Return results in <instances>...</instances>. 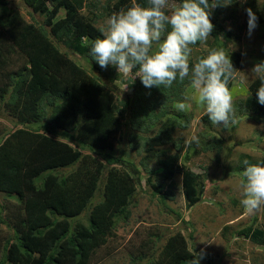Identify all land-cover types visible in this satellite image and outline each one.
<instances>
[{"label": "trees", "instance_id": "16d2710c", "mask_svg": "<svg viewBox=\"0 0 264 264\" xmlns=\"http://www.w3.org/2000/svg\"><path fill=\"white\" fill-rule=\"evenodd\" d=\"M22 1L31 12L30 21L20 9L10 7L11 0H0V194L13 198V202L0 203V264H98L101 250L112 252L110 243L117 240L120 221L130 219L129 207L137 189L132 176L146 165L145 161L135 163L131 150L138 145L149 149L171 142L175 128L188 126L172 118L165 122L169 116L160 109L163 103L183 100L191 84L186 78L170 88H146L136 76L137 67L133 77L124 81L128 90L121 92L115 81L125 78L117 74L116 66L101 68L92 58L93 42L103 38L99 23L126 10L133 0ZM173 1L177 6L182 2ZM135 2L149 6L148 0ZM219 2L225 5L210 10L214 25L210 37L191 45L190 65L207 56L195 54L204 43L229 53L236 69L244 53L230 42L240 36L225 33L224 22L242 20L238 30H248L249 8L257 17V41L264 45V0ZM173 10L165 9L166 14ZM250 76L249 100L242 104L264 120V105L257 96L261 81L255 74ZM203 120L211 122L209 116ZM235 121L228 127L217 126L224 132L234 130ZM154 127L158 129L154 138L144 136ZM61 136L75 137L78 147L58 140ZM201 136L208 138L207 134ZM225 145L224 140L210 148L199 149L195 144L193 155L186 153L183 160L189 163L202 157L219 161L212 157ZM181 155L160 163L162 182L153 184L154 195H159L162 203L174 200L164 189L179 172L185 200L193 208L203 201L209 168L196 173L181 166ZM249 163L264 162L250 159ZM232 202L242 206L234 197ZM230 229H224L225 240ZM237 235L264 245V231L254 225L235 232ZM153 243L152 239L143 242L140 249L144 256ZM187 243L178 232L164 243L157 259L151 257L146 262L143 257L137 264H185L195 258Z\"/></svg>", "mask_w": 264, "mask_h": 264}, {"label": "clouds", "instance_id": "9594fccd", "mask_svg": "<svg viewBox=\"0 0 264 264\" xmlns=\"http://www.w3.org/2000/svg\"><path fill=\"white\" fill-rule=\"evenodd\" d=\"M168 1L174 2L173 0H148L149 6L143 7L133 0L132 5L126 10L122 9L118 13H113L107 19L106 26L100 29L103 33V38L96 39L91 46L90 55L92 58L101 68H107L109 65L116 66L117 74L125 78V80H121L119 77V79L115 81L117 88L121 92L128 90V86L124 81L133 77V69L138 67V74L136 76L141 78L142 84L146 88H151L153 86L170 88L177 80L183 83L186 78H189L191 85L185 89V95L188 88L192 87L195 90L192 99L198 104L205 106L210 121L214 125L222 124L224 127H228L230 123L234 124L236 122L235 119L238 120L239 116L257 117L259 122H264L263 118L257 116L254 111L246 109L241 101L233 104V94L230 87L236 77V69L241 66L242 61L240 65L234 69L230 56L226 54L223 49H211L207 56L202 51L195 53L196 56L204 54L206 57L199 59L194 65H190L192 54L191 45H195L197 42L207 41L214 29V25L209 18L210 10L217 6H224L225 4L219 2V0H215L213 3H209V0H182L178 6L170 7L174 8L171 14H166L165 9L168 7ZM18 5L27 8L24 3L19 4L18 0H11V8L19 10ZM246 12L248 15V32L249 35H251L252 31L257 26V17L250 8L246 9ZM154 45H156L155 48L153 47ZM196 58L197 57H195V60ZM252 73L258 76L261 81L257 96L258 102L264 105V62L256 64L252 69ZM246 79L247 85L245 84V88L248 92V86L253 81V77L249 78V76H246ZM230 81L231 84L229 85ZM247 100H249V96L243 102ZM190 107L191 105L183 99L175 103H163L160 110H164L169 116L164 118L165 122L169 118L180 122L181 118L185 117L183 121L185 122L184 124L188 123L186 127L188 128L191 117L188 116L186 112ZM259 118L263 121H260ZM178 128L183 127L180 126ZM231 130L233 129L231 128ZM63 138L64 136H61L57 139L69 143L74 148L78 147L77 144H79V142L75 137L72 139L68 137L67 139ZM193 141L198 144V138L195 136L191 137L190 140H186V143L191 144ZM143 148L144 147L138 145L137 149L131 150V154L132 151H135L140 155ZM182 150L183 148H179L177 153H182ZM177 155L171 157V159L173 160ZM171 159L168 161H171ZM243 164L245 168L243 169V166L241 169L243 170L242 175L244 180L241 181L240 184L243 198L241 200L242 206L239 207L242 208L243 211L253 214L264 206V163L250 164L248 160H244ZM133 182L136 184L134 178ZM169 187L168 190L171 189V186ZM173 187H175V184L172 188ZM151 188L154 195L153 186ZM167 188L168 186L165 187L164 192H166ZM171 194H173L175 198V194L173 192ZM154 196L160 197L159 195ZM168 201L174 200L168 199L165 203ZM234 205L238 206L236 204ZM131 206L132 204L129 210ZM258 222L259 220L257 216H255L251 225L241 227L239 230L254 225L255 228H261V230L264 231V226L261 227ZM228 227L233 229L236 225ZM118 228L119 225L115 231L117 240L119 239ZM236 230L239 231L238 229ZM181 233L183 234V232ZM224 233L225 232H222V235ZM154 234H158V232L152 233L147 237V240H144L142 239L144 236L137 232V235L141 237V244L136 249L141 253H138L135 264L138 263L139 258L143 257L146 258V262H148L151 257L157 259L163 251L164 243L172 236L157 238ZM183 236L188 242V248L195 254V258L186 260L185 264H199V262L202 264H209V260L212 264H233V256L228 257L227 253L225 254L224 252L220 257L216 258L210 255L203 256L202 253L196 254V248H193V246L189 244V239L184 234ZM233 237L236 241L235 243H238V241H240L239 244L250 243L264 250V245L261 243L256 244L250 239L239 237V235ZM160 238L162 240H160ZM149 239H152L154 243L151 245L150 249L146 250V256H144L140 247L143 242H148ZM117 240L114 241L113 239L110 244H114ZM129 244L131 245L130 241ZM132 246L135 248V243L131 245V251ZM110 249H112V252L109 254H106L105 249L101 250V260L98 264L106 262V260L113 255V252H115L114 246L111 245ZM226 250V247H221V251ZM230 253V255H234L233 252ZM99 254L100 252L98 256ZM251 254L252 253L241 256L238 259L239 263L242 264L241 259L244 257L249 258L246 264H249L251 261H255L254 264H264V255L263 258L255 259L250 258ZM202 259L205 261L203 262Z\"/></svg>", "mask_w": 264, "mask_h": 264}, {"label": "rangeland", "instance_id": "374dc122", "mask_svg": "<svg viewBox=\"0 0 264 264\" xmlns=\"http://www.w3.org/2000/svg\"><path fill=\"white\" fill-rule=\"evenodd\" d=\"M19 4L23 1L18 0ZM21 13L26 20H31V12L25 7L18 5ZM174 2L168 1V7H175ZM38 17L37 15H35ZM238 16V14H237ZM243 21L238 22H224L225 33L231 31L240 36V40H232L230 44H234L236 49L243 50L242 64L236 69V77L233 80L230 90L233 94V104L235 102L245 101L249 94L245 88L246 76L252 78L250 75L252 69L258 63L264 62V51L260 41H257V32L252 31L249 35L248 30H238ZM99 26L105 27L106 21H101ZM223 41L225 34L220 35ZM163 39V37H162ZM154 48L156 45L153 46ZM211 48L202 43V46L197 48L196 53L202 51L208 55ZM229 55V53L226 52ZM230 56V55H229ZM195 90L190 87L187 89L184 100L191 105L186 114L191 117V122L188 128H176L172 132V141H163V145L154 148H143L140 155L132 151L133 160L135 163L145 161V166L141 168V173L133 175L134 181L137 184V193L135 200L131 206V215L129 221H120L118 228L119 239L112 244L115 252L110 256L106 262L102 264H135L138 253H141L137 247L141 244V237L137 235L141 233L144 236L142 239L147 240L152 233L158 232L159 237H170L177 232L183 234L189 239V244L195 247L196 254H203V256L220 257L222 253H227V256H233V264H240L239 258L246 254H251L250 258H263L264 250L258 248L250 243L239 244L235 243L234 233L236 229L247 227L251 225L255 216L259 220V225L264 226V206L259 211L249 214L243 211L239 206L233 205L234 200H242V189L240 188L241 181L244 180L242 175L244 166L243 161L250 159L264 162V122H259L257 117H240L237 120V125L234 130L223 131L212 122L205 123L203 118L208 116L206 108L198 104L192 96ZM185 117L181 118L180 122ZM4 125V123H2ZM2 125L0 123V130ZM155 127L144 136L154 138L156 136ZM201 133L207 134L208 138L202 139ZM261 135V136H260ZM198 138V146L212 147L224 140L226 144L221 153H217L213 159H194L192 162L186 163L183 158L186 153L193 155V145L197 144L193 141L187 144L186 140L191 137ZM169 142V143H168ZM201 144V146L199 145ZM239 144V145H236ZM213 146V147H214ZM183 148L181 159L179 163L181 166H187L197 173H203L205 168H209L207 172V190L203 196V202L197 207L189 209L185 202L182 193V174L178 172L173 183H169V193H174V201L162 203L160 197L153 195V184L159 185L162 182L161 174L164 170L160 162H168L169 158L177 155V150ZM231 151V153H229ZM181 154V153H179ZM250 158H248V157ZM194 157V156H192ZM218 157V158H217ZM207 158H211V155ZM201 161V162H200ZM160 170V171H159ZM155 171L156 174L152 172ZM151 178V181L149 179ZM175 184V187L172 186ZM6 194H0V203L4 201L12 202ZM231 222V223H230ZM232 224V225H230ZM236 225L227 233L228 239L222 237V232L226 226ZM264 228V227H263ZM155 238V237H154ZM157 239V238H155ZM135 243V248L131 245ZM244 243V242H243ZM161 246V245H160ZM221 247H226V251H221ZM160 250V249H159ZM158 250V251H159ZM233 252L234 255H230ZM249 258H242V264H246ZM261 260V259H259ZM204 262L205 260L202 259ZM237 262V263H234ZM251 261L249 264H254Z\"/></svg>", "mask_w": 264, "mask_h": 264}]
</instances>
